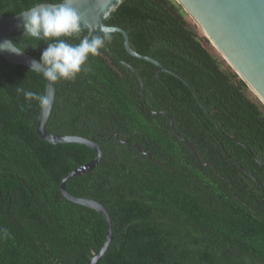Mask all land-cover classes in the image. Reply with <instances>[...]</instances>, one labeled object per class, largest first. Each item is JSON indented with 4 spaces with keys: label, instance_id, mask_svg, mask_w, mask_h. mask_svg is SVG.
<instances>
[{
    "label": "trees",
    "instance_id": "1",
    "mask_svg": "<svg viewBox=\"0 0 264 264\" xmlns=\"http://www.w3.org/2000/svg\"><path fill=\"white\" fill-rule=\"evenodd\" d=\"M62 1L0 0V14ZM105 23L124 28L136 51L174 73L160 71L163 83L115 31L110 51L137 69L144 99L138 74L105 47L90 56L89 71L55 82L47 130L95 137L102 149L92 171L66 181L70 193L100 201L111 215L113 239L97 264H264V104L176 0H124ZM87 34L64 39L75 45ZM22 37L12 40L40 60L47 42ZM45 87L40 72L0 55V264H87L106 237L103 215L60 190L62 177L95 152L43 140L38 102L17 92ZM152 110L171 114L220 175Z\"/></svg>",
    "mask_w": 264,
    "mask_h": 264
},
{
    "label": "water",
    "instance_id": "2",
    "mask_svg": "<svg viewBox=\"0 0 264 264\" xmlns=\"http://www.w3.org/2000/svg\"><path fill=\"white\" fill-rule=\"evenodd\" d=\"M124 0H63L60 3H42L35 7H52L53 5H66L72 7L80 16L82 29L88 31L87 36L92 35L94 31L101 32L102 29H112L113 32L118 31L123 35V43L126 51L138 58L146 59L156 66V74L160 71L174 73L166 68L159 60L148 54H142L132 47V42L127 31L119 26L107 25L105 20ZM182 5L183 9L188 13L192 21L198 26L201 32L210 40L211 44L232 67V69L245 81L250 90H252L259 100L264 104V0H176ZM30 10V9H28ZM24 10L16 15L0 14V43L6 40H12L14 35H23V28L17 27L21 23L20 15L26 13ZM106 52L109 56L125 66L129 67L138 74L142 89L141 93L144 97L145 91L143 80L137 69L124 60H119L110 51V46L105 43ZM0 55L11 64H21L30 68L32 61H39L32 54L24 51L23 54L16 55L8 51H0ZM42 65L34 66V70L41 73ZM42 74V73H41ZM184 83H188L177 75ZM193 95L201 107L204 108L196 91L190 87ZM44 94L52 101L51 109L48 112L40 111L37 122L36 132L45 141L50 143H79L91 148L95 152V156L86 163L72 169L65 174L60 182V190L62 195L69 201L92 208L100 212L106 221V237L101 249L95 253L87 264H97L104 253L107 251L113 239V222L110 213L106 207L98 200L80 197L74 195L66 188V181L72 177L81 176L92 171L102 159V149L95 137L89 138L81 135L73 134H56L47 130V123L50 119L52 109L56 97V83H50L46 80ZM205 109V108H204ZM155 114L165 115L169 119V124L174 135L184 141L192 150L198 162L205 166L212 165L214 172L218 175V169L210 161L202 162L199 152L194 148L192 142L187 137L177 132L173 117L167 111L152 110ZM208 113V110L205 109ZM218 129H221L218 126ZM224 133V132H223ZM114 136L118 137L115 132ZM121 143L126 140L118 137ZM143 154L150 159L152 153L143 149L139 143H134ZM230 156V155H229ZM243 169V166H240ZM255 180L258 178L252 175ZM172 264H181L175 262Z\"/></svg>",
    "mask_w": 264,
    "mask_h": 264
},
{
    "label": "clouds",
    "instance_id": "3",
    "mask_svg": "<svg viewBox=\"0 0 264 264\" xmlns=\"http://www.w3.org/2000/svg\"><path fill=\"white\" fill-rule=\"evenodd\" d=\"M23 37L33 41H46L39 61H32L30 71L34 66L42 65L43 78L50 83L61 80H74L82 71H89V58L100 55L105 43L112 39L113 30L104 28L100 33L80 39L78 44L68 43L64 37L79 36L82 23L78 13L70 6L53 5L52 7H33L20 15ZM21 38V39H22ZM20 39V40H21ZM19 40V41H20ZM33 48L38 44L31 45ZM0 51L20 55L23 54L22 44L18 41L6 40L0 43ZM28 102L37 101L42 112L51 109L52 101L45 94H37L30 90L17 88ZM3 237L9 235L8 230H2Z\"/></svg>",
    "mask_w": 264,
    "mask_h": 264
},
{
    "label": "flooded vegetation",
    "instance_id": "4",
    "mask_svg": "<svg viewBox=\"0 0 264 264\" xmlns=\"http://www.w3.org/2000/svg\"><path fill=\"white\" fill-rule=\"evenodd\" d=\"M120 60V59H119ZM125 61V60H124ZM126 62H128V61H126ZM130 63V62H129ZM131 64V63H130ZM163 72V71H162ZM159 73V72H158ZM170 73V72H169ZM155 74H156V70H155ZM172 74V73H171ZM156 76L161 80V81H163L161 78H160V76H159V74H156ZM141 83V82H140ZM163 83H165L164 81H163ZM143 86H144V83H143ZM141 87H142V85H141ZM142 89V88H141ZM153 90L151 89V92H152ZM142 94V93H141ZM145 96H146V94H144V97L142 96V98L144 99L145 98Z\"/></svg>",
    "mask_w": 264,
    "mask_h": 264
},
{
    "label": "rangeland",
    "instance_id": "5",
    "mask_svg": "<svg viewBox=\"0 0 264 264\" xmlns=\"http://www.w3.org/2000/svg\"><path fill=\"white\" fill-rule=\"evenodd\" d=\"M215 48V47H214ZM216 50V49H215ZM217 51V50H216ZM218 52V51H217ZM219 53V52H218ZM220 54V53H219ZM222 57V56H221ZM223 58V57H222ZM252 94L257 97V95L251 90Z\"/></svg>",
    "mask_w": 264,
    "mask_h": 264
}]
</instances>
